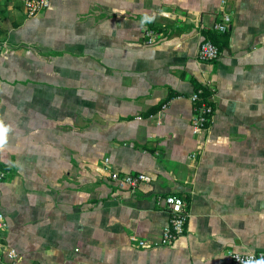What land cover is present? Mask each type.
Returning a JSON list of instances; mask_svg holds the SVG:
<instances>
[{
  "label": "crops",
  "instance_id": "crops-1",
  "mask_svg": "<svg viewBox=\"0 0 264 264\" xmlns=\"http://www.w3.org/2000/svg\"><path fill=\"white\" fill-rule=\"evenodd\" d=\"M221 1L51 0L26 18L23 0H0V212L19 257L2 264H227L264 250V0ZM223 13L227 46L203 63ZM196 85L214 114L195 136ZM113 172L148 179L133 192ZM166 195L185 201L186 229L153 246Z\"/></svg>",
  "mask_w": 264,
  "mask_h": 264
},
{
  "label": "built area",
  "instance_id": "built-area-1",
  "mask_svg": "<svg viewBox=\"0 0 264 264\" xmlns=\"http://www.w3.org/2000/svg\"><path fill=\"white\" fill-rule=\"evenodd\" d=\"M51 0H23V9L26 18H34L46 11L50 6ZM226 0H222V7L225 6ZM231 17L223 13L222 19L219 23H215L213 30L219 33L228 31ZM1 49V46H0ZM219 56L217 47L209 40L204 39L198 46L197 57L203 63H210L215 61ZM201 91H194L189 100L192 104L191 129L193 135H198L207 129V124L211 123L213 118V106L200 101ZM195 156H192L194 159ZM107 161V160H106ZM111 181L118 184L119 187L129 191H135L137 187L145 182L148 177L144 174H125L111 173ZM6 179V172L0 168V183ZM166 211L169 217L168 224L161 231L158 241L153 246L168 247L185 232L188 212L185 201L176 195H166L163 198ZM8 229L7 220L3 213L0 212V255H3L9 262H14L19 259L16 250L10 246L4 245V234ZM141 249L150 248L151 245L144 241L137 243ZM264 258V250L255 252L232 253L227 264H244L246 260H259ZM0 264H2L0 262Z\"/></svg>",
  "mask_w": 264,
  "mask_h": 264
},
{
  "label": "trees",
  "instance_id": "trees-1",
  "mask_svg": "<svg viewBox=\"0 0 264 264\" xmlns=\"http://www.w3.org/2000/svg\"><path fill=\"white\" fill-rule=\"evenodd\" d=\"M214 31V30H213ZM211 32V31H206L204 33L205 37L207 39H209V41H211L218 49L219 51V54H220V51L222 48H225L227 46V41H228V38H229V32H225V33H219V32ZM201 91L200 93V101L201 102H204V103H207L208 105H212V102L210 101V97H211V90L210 89H207L205 88L204 86H201V85H196L195 86V91ZM210 125L207 124V128L208 126Z\"/></svg>",
  "mask_w": 264,
  "mask_h": 264
},
{
  "label": "clouds",
  "instance_id": "clouds-1",
  "mask_svg": "<svg viewBox=\"0 0 264 264\" xmlns=\"http://www.w3.org/2000/svg\"><path fill=\"white\" fill-rule=\"evenodd\" d=\"M10 127L6 126L4 121L0 119V149H3L6 144L7 134L10 131ZM244 264H264V258L259 260H246Z\"/></svg>",
  "mask_w": 264,
  "mask_h": 264
}]
</instances>
